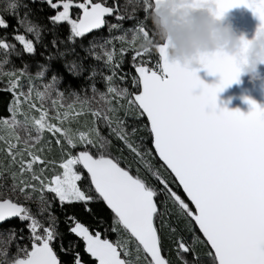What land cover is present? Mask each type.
Segmentation results:
<instances>
[{
	"label": "snow or ice",
	"instance_id": "snow-or-ice-1",
	"mask_svg": "<svg viewBox=\"0 0 264 264\" xmlns=\"http://www.w3.org/2000/svg\"><path fill=\"white\" fill-rule=\"evenodd\" d=\"M158 2L140 0L142 11L150 16ZM4 3L3 11L17 17L25 33L16 28L12 39L24 54L34 55L43 29L29 19L28 13L19 18V0H4ZM46 3L53 10L62 9L49 20L53 26L66 22L70 27L67 40L72 43L104 28L107 17L115 21L109 25V32L120 30L122 22L136 19V12L140 10L133 6L132 13L125 16L119 12L118 3L112 6L93 0H56L55 3L46 0ZM201 4L214 5L212 10L217 17L234 7L249 8L260 21L257 34L264 33V0H192L193 6ZM73 8L80 10L77 19L71 16ZM8 26L0 15V29ZM132 33L129 48L133 50L131 60L136 73L131 81L135 89L132 92L127 87H117L114 82L116 69L122 64L115 59V49L107 47L114 41L91 44L89 52L97 61L103 60L110 73L104 77L105 91L98 92L97 103L104 105L100 107H93L92 99L81 98L77 93L67 102L68 98L56 87L57 75L43 84V90L37 88L35 81L43 79L48 71L44 65L39 66L35 76L29 73L27 65L5 71L11 56L21 53L16 51L15 43L0 37L3 55L0 81L7 79L4 90L12 96L10 116L0 118V144L3 145L0 153L4 154L0 160V224L11 219L26 223L30 241V248L17 244L11 259L6 251L0 252L3 257L0 264H62L53 248L59 236L57 220L51 211L53 203L58 202L61 207L82 203L90 211L88 204L101 199L114 214L112 231L118 235L115 242L102 239L99 232L92 234L75 217H67L69 233L83 241L84 251L96 264H171L162 255L160 236V229L169 227L164 219L172 214L169 203L179 218H190L203 235L201 239L193 233L191 243L182 236L176 237L174 250L180 264H203L196 246L204 244L209 246L206 253L209 264H264V108L248 100L251 110L244 115L239 110L216 106L217 94L238 82L235 57L222 52L200 57L201 68L220 77L218 83L208 85L196 75L197 71L169 63L166 45L159 43L155 32L148 30L143 22L137 21ZM29 35L34 39L28 38ZM115 39L124 42L126 36L121 34ZM52 44L56 47L57 41L53 39ZM247 48L248 41L242 38L240 53H246ZM127 50L122 48L121 54ZM153 50L159 57L154 65ZM67 54L59 52L60 57ZM48 59L51 61L53 57ZM65 67L78 74L79 66L75 62ZM126 75H120L119 79L125 80ZM25 79L26 92L21 83ZM195 89H199L198 94H194ZM92 91L97 94L98 90L93 86ZM121 110L124 117L147 118V125L143 127L150 132L152 148L163 162L161 169L170 170L167 179L147 159L152 152L142 150V145L136 143L134 137L139 130L136 127L128 130L126 119L119 115ZM80 117H85L82 124ZM72 123L81 124L85 130H74ZM101 123L162 185L159 191L147 177L140 175L139 168L137 175H132L128 168L121 167L119 159L111 156V141L101 134ZM45 132L53 137L60 134L55 139L61 149L58 162L43 155ZM78 146L85 150L73 154L71 150ZM89 147L96 149L97 154L87 150ZM78 166L90 180L86 189L80 186L84 176ZM170 181L178 182L177 186L183 189L194 208L170 187ZM160 193L165 197L163 211L156 199ZM46 194H52V198ZM21 199L36 202L35 215ZM45 215L46 226L39 218ZM176 233V228L170 229V235ZM15 237L13 228L10 239ZM72 247L71 243L67 248L60 245L62 252H69ZM72 264H83L78 252Z\"/></svg>",
	"mask_w": 264,
	"mask_h": 264
},
{
	"label": "trees",
	"instance_id": "trees-1",
	"mask_svg": "<svg viewBox=\"0 0 264 264\" xmlns=\"http://www.w3.org/2000/svg\"><path fill=\"white\" fill-rule=\"evenodd\" d=\"M19 2L21 4V7H19L18 9L19 18H23L24 14L28 13L29 19L33 23L39 25L43 29V33L41 40L35 45V54H24L22 52L21 46L12 39V36L14 29L16 28H19L21 34L25 33L21 30L20 26L18 25L17 17L9 15V13L3 11L5 3L4 0H0V15L3 16V18L7 21L9 25L6 29H0V37H4L6 34H8V42L15 43L16 51L21 53L20 56H17L15 54L11 56V62L15 65V67L22 68L27 65L28 67L35 68L40 65H44L48 68V71L46 73L47 76L57 75V77L62 80V84H68L69 87L76 90H79L86 84H89V81L85 80V77L88 75L87 68L89 67L90 62L89 56H85L87 53L82 51L80 52V55L78 54V59L83 62L82 65L80 63L83 72L79 75H73L70 74L65 68V63L67 61L64 60L63 57L59 56V52H62L63 50L68 51V49L70 51H80V49H85L87 46H85V44L87 43L88 37H90L91 35L103 34L104 32L102 31L104 30V28L86 34L83 38H77L75 43H72L67 40V37L70 34L69 25H67V23L65 22L57 26H53L49 20V17L54 15L56 11L62 9H51L50 6L46 3V0H19ZM53 2L55 3L56 0H53ZM74 2H82V0H74ZM74 15H77L79 17L80 10L73 8L71 10L72 18ZM111 18L112 17H109L108 19ZM133 20L135 21V19L124 20L122 24L132 22ZM136 20L138 21L137 17ZM28 38L33 39L30 36ZM53 39L57 41L56 47H54L52 44ZM49 56L53 57L51 61L48 59ZM152 56L158 60V56L156 55L154 50ZM125 57L126 58H124V60L122 61L120 70L122 72H129L131 73V75L135 76L134 67L132 66V60L129 54L125 55ZM4 88V86L0 85V118H6L10 116L8 109L9 104L12 100V96L9 92L5 91ZM120 116L121 118L126 119L127 124L129 126V131H131V127H136L139 130L137 132V135L134 137L135 141L142 142L144 144L145 150H152L150 133L147 130H144L143 127L147 125L145 119L143 117L139 119H135L132 116L124 117V112L121 111ZM111 142L112 152L116 155H119V157L123 160L122 162H120V165L122 167L128 168L130 172L133 169L137 170L139 168L140 175L142 177H147L149 183H151L158 191L160 188H162V185H160L158 181L151 177L150 173L147 172V170L139 162V160L133 154H131L128 149L126 150L121 141L117 140L113 136ZM150 162L152 163L154 168L161 170V174L166 179L168 178V173L164 171V169H161V166H158L156 160L152 158V156L150 157ZM80 170L82 172V169ZM131 173L133 175H137V173ZM82 174L84 176V179L79 183L82 188L86 189L87 186H89V182L87 176L83 172ZM170 187H172L173 190L176 191L182 199H184L181 191L178 189L175 182L170 181ZM92 194L95 195L93 191ZM49 196V199H51L52 194H49ZM162 197L163 199H165L163 194ZM26 205L32 209L34 214L35 209L32 204L26 203ZM160 206L162 207L163 203L160 204ZM168 207L172 209V214L164 217V219L167 221L169 227L160 229V236L162 239V255L165 256L166 259L171 262V264H180V261L177 258L176 251L174 250V241L177 236H182L187 241V239L191 237V234L195 230L193 229V226L191 225L190 221L185 220L183 218H179L177 216L175 209L173 208L171 203L168 204ZM88 208L90 209V211L85 210V206L82 203H74L61 207L58 202H55L52 205L51 211L52 214L56 217L57 232L59 233L57 240L53 243V248L56 251L58 258L62 261V264H72L75 253L77 252L80 254L83 264H96V261L84 251L83 241L75 235L69 233L68 229L70 224L67 221V217H75L78 222L88 227L89 231L92 234H95L96 232L101 233L102 239H109L112 242L115 240L116 232L112 231L114 218L112 214L107 210L103 202L100 200H94L88 204ZM159 223L160 221L157 220L158 225ZM7 226L15 228L17 235H20L22 233L24 234L27 232L26 223H21L18 220L8 223L4 227ZM171 228L177 229L176 235H170ZM21 229H23V231H21ZM61 243L64 245L65 248H67L70 243L73 245V247L69 252H62L60 248ZM196 250L200 254L201 259H208L206 255L208 251L206 244L196 246ZM188 258L190 259V257Z\"/></svg>",
	"mask_w": 264,
	"mask_h": 264
},
{
	"label": "clouds",
	"instance_id": "clouds-1",
	"mask_svg": "<svg viewBox=\"0 0 264 264\" xmlns=\"http://www.w3.org/2000/svg\"><path fill=\"white\" fill-rule=\"evenodd\" d=\"M214 5L193 6L192 0H159L150 13L158 42L166 45V59L190 70L201 68L203 55L222 52L234 56L239 69L238 80L250 83L264 80L259 67L264 65V33L249 40L237 35L223 16L217 17ZM248 41L246 53H240L241 39Z\"/></svg>",
	"mask_w": 264,
	"mask_h": 264
},
{
	"label": "rangeland",
	"instance_id": "rangeland-1",
	"mask_svg": "<svg viewBox=\"0 0 264 264\" xmlns=\"http://www.w3.org/2000/svg\"><path fill=\"white\" fill-rule=\"evenodd\" d=\"M93 2H102V3H106V6H112L114 3H118L119 4V12L125 16H128L132 13L133 11V6L139 8L140 10L136 12V17L138 18V21H141L145 24L146 28L148 30H151L152 32H154V29L152 27L151 24V20H150V16H147L143 11H142V5L140 4V0H93ZM78 16L74 15L73 19H77ZM108 24L105 25L104 30L102 32H104L101 35H91L90 37H88L87 39V43L85 44L86 48L85 49H80V51H70L68 49V51H62V52H66L68 53L67 55H65L63 58L64 60H66L67 62L65 63V65H68L69 67L71 66V64L73 62H75L79 68H78V74H73L69 71V69L67 67H65L67 69V71L70 74L73 75H79L83 72L82 66H80V63L82 65V61H80L78 58V56L81 54L80 52H85L87 53L85 56H89L90 58V62H89V67L87 68V72L88 75L85 77V80L89 81V84H86L85 86H83L82 88H80L79 90L73 89L71 87L68 86V84H62V80L60 78H58V83L56 85L57 89L61 92H63L65 94V97L68 98L67 102H70L71 99L73 98L72 94L73 93H77L79 94V96L81 98L87 97L89 99L93 100V107H100V106H104L103 102H99V95L98 92H103L105 91V81H104V77L109 73V69L105 66V63L103 60L97 61L92 54L89 52V49L91 48V44L93 42H95L96 44H104L105 41L112 39L114 41L113 44H109L107 45L109 50H112L113 48L115 49V59L120 62L123 61L125 57V55L129 54L130 58L133 55V50H131L129 48V42L131 41V36H132V29L133 27L137 24V20L135 19V21L133 20L132 22H127L125 24H122V29L120 30H113L112 32H109V25L114 21L113 18L111 19H107ZM21 30L24 32V29L21 28ZM121 34H125L126 39L124 42H121L117 39H115L116 37L120 36ZM30 37H32L34 39L33 36L29 35ZM4 37H8V34H6ZM155 39H158L157 37H155ZM137 47H139V45L137 44ZM128 49L123 55L121 54V49ZM85 50V51H84ZM97 52L100 51L99 48L96 49ZM79 54V55H78ZM147 58V57H145ZM151 58L155 59L153 56H151ZM0 59H3V55L2 53H0ZM82 60V59H81ZM12 68H16L15 65L11 62L8 65L5 66V71L10 70ZM86 68V67H85ZM19 69V68H17ZM28 71L30 74H32L33 76H35V74L39 71V66L32 68V67H28ZM117 72V76L115 78V84L117 87H127L129 89L130 92L135 91V89L132 87V78L133 75H131V73L129 72H122L119 69H116ZM95 73V74H94ZM126 75V79L121 81L119 79L120 75ZM53 75L47 76L45 75V77L43 79H37L35 81V85L37 88H40V90H43L42 86L45 83H49L51 81V77ZM7 83V79L5 78L3 81H0V85L2 86H6ZM23 85V90L26 92L27 91V80H23L22 82ZM93 86H95V88L98 90L97 94H94L92 89ZM69 87V88H67ZM94 97V99H93ZM122 103L126 104V101H122ZM78 107V106H77ZM121 112H123V110H121ZM120 115V113H119ZM129 117V116H128ZM85 117H80V121L81 124L83 123ZM88 121H89V125L91 122V117H87ZM81 124H77V123H72L71 127L76 130V129H81V130H85L81 128ZM64 126H68V125H64ZM99 130L101 131V134L104 135L105 137H107L110 141L112 140L113 136L109 135V131L108 129L101 123L99 125ZM129 130V129H128ZM60 134H56V137H59ZM56 137H53L50 133L45 132L44 136L42 138V146H45V151L43 153V155L46 157V159L48 160H55V161H59L61 158V149L59 146L56 145L55 143V139ZM61 140H63L62 137H60ZM112 143V142H111ZM138 144L142 145V150H145L144 148V144L142 142H136ZM3 145L0 144V147H2ZM65 148H67V146L65 145ZM126 148V147H125ZM81 150H85L83 147L78 146L75 149H72L71 151L73 152V154H76L77 152L81 151ZM87 150L91 151L92 153H96V149L89 147ZM127 150V148H126ZM150 150V149H149ZM152 152V158H154L156 160V163L158 164V166H161V164L157 161L154 153L152 150H150ZM110 154L113 158H117L119 159V162H122L123 160L119 157V155H116L115 153L112 152L111 148H110ZM4 159V154L0 153V160ZM147 159L150 161V157H147ZM157 167V166H156ZM81 168L78 166V170H80ZM57 171H59V169H57ZM81 171V170H80ZM131 172H133L134 174L137 173V170L133 169ZM48 175H51V172L47 173ZM7 183L10 185L11 184V180L10 178L7 179ZM48 198H50L49 194H46ZM164 201L162 194H158L157 197V202H158V206L160 208L161 211L164 210V204L161 207L160 204H162ZM22 203H30L32 204V206L34 207V214H36V208H37V204L35 201H23L21 199ZM41 219L42 222H45V226H46V221H47V216H41L39 217ZM188 221H190L191 225L193 226L192 221L188 218ZM19 221V220H18ZM20 222V221H19ZM11 229H13V227H1L0 228V252H7V256L8 259H11L13 257V255L16 253L17 251V244L20 245V247H23L24 245H27L30 248V241H29V233L28 231L26 233H22V234H18L16 233V237L14 239H10V231ZM193 229L195 230L194 226ZM196 236L200 237V235L198 234V232H196V230L193 232ZM193 233L191 234V237L189 239H187V242L191 243L192 237H193ZM23 236V240L20 239V237ZM201 238V237H200ZM118 239V235L116 233L115 236V240L113 242H115ZM202 239V238H201ZM198 246V245H197ZM201 249V248H200ZM3 257H0V259H2ZM203 264H209L208 259H202Z\"/></svg>",
	"mask_w": 264,
	"mask_h": 264
},
{
	"label": "water",
	"instance_id": "water-1",
	"mask_svg": "<svg viewBox=\"0 0 264 264\" xmlns=\"http://www.w3.org/2000/svg\"><path fill=\"white\" fill-rule=\"evenodd\" d=\"M108 18L109 17H107L106 19ZM223 19L225 22L231 24V26L236 31L238 36L243 34L244 37L249 40H251L254 37L257 31V28L260 24L259 19L253 14V12L249 8H246L244 6L228 9L223 14ZM156 55L158 56V53H156ZM259 71L262 74V76H264V65L259 67ZM134 74L136 76L135 69H134ZM196 75L205 84H208V85H214L218 83L220 79L219 75H211L203 68H199L196 72ZM198 93H199V89H195L194 94H198ZM248 100L254 101L259 107L264 108V80L257 81L255 83H250L247 77H241L238 80V82H234L231 85L226 86L222 91H220L217 94L216 106L218 109L226 108L229 111L239 110L242 114L247 115V113L251 110V105L248 103ZM143 118L145 119L147 123V118L146 117H143ZM151 148H152V145H151ZM152 151L157 161L162 165L163 162L159 160L158 156H156L154 148H152ZM79 167L82 169L81 166ZM164 168H166V166H164ZM82 172L87 176V173L85 170L82 169ZM166 172L169 174L170 170ZM88 182L90 185L89 179H88ZM175 184L177 186L178 182H175ZM178 189L181 191L185 201L189 204V206L194 208V206L191 205V202L187 199L186 194L183 193V189L180 187H178ZM100 201L103 202L102 199ZM103 204L105 205L107 210L112 214L114 218V214L112 213L111 209H109L104 202ZM16 220L18 219H11L8 222L0 224V228ZM192 223H193L195 230L198 232L200 237L203 239V235L202 233L199 232L198 227L195 226V222L192 221ZM207 248L209 249V246H207Z\"/></svg>",
	"mask_w": 264,
	"mask_h": 264
},
{
	"label": "built area",
	"instance_id": "built-area-1",
	"mask_svg": "<svg viewBox=\"0 0 264 264\" xmlns=\"http://www.w3.org/2000/svg\"><path fill=\"white\" fill-rule=\"evenodd\" d=\"M151 61H152V65H154L155 64V62L157 61V59H153V58H151ZM151 66V65H150ZM155 70V69H154Z\"/></svg>",
	"mask_w": 264,
	"mask_h": 264
},
{
	"label": "flooded vegetation",
	"instance_id": "flooded-vegetation-1",
	"mask_svg": "<svg viewBox=\"0 0 264 264\" xmlns=\"http://www.w3.org/2000/svg\"><path fill=\"white\" fill-rule=\"evenodd\" d=\"M78 153V152H77Z\"/></svg>",
	"mask_w": 264,
	"mask_h": 264
}]
</instances>
